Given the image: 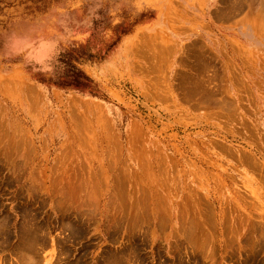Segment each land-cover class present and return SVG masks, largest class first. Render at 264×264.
<instances>
[{
  "label": "rangeland",
  "instance_id": "rangeland-1",
  "mask_svg": "<svg viewBox=\"0 0 264 264\" xmlns=\"http://www.w3.org/2000/svg\"><path fill=\"white\" fill-rule=\"evenodd\" d=\"M13 31L66 46L0 59V264H264V0H0Z\"/></svg>",
  "mask_w": 264,
  "mask_h": 264
},
{
  "label": "clouds",
  "instance_id": "clouds-1",
  "mask_svg": "<svg viewBox=\"0 0 264 264\" xmlns=\"http://www.w3.org/2000/svg\"><path fill=\"white\" fill-rule=\"evenodd\" d=\"M61 33H63V25H59ZM38 39L34 31L10 32L2 38V48H0V59L20 60L25 67L32 68L34 72L46 75L48 78H56L62 71L59 61V53L64 49L65 42L58 39L56 33H52L47 40L50 41L49 47L53 50V56L46 65H37L28 55L33 42Z\"/></svg>",
  "mask_w": 264,
  "mask_h": 264
},
{
  "label": "trees",
  "instance_id": "trees-1",
  "mask_svg": "<svg viewBox=\"0 0 264 264\" xmlns=\"http://www.w3.org/2000/svg\"><path fill=\"white\" fill-rule=\"evenodd\" d=\"M70 67H71V72L68 78H66V83H62V84L73 85L76 88L90 87V82H91L90 78L76 66L70 65Z\"/></svg>",
  "mask_w": 264,
  "mask_h": 264
},
{
  "label": "bare ground",
  "instance_id": "bare-ground-1",
  "mask_svg": "<svg viewBox=\"0 0 264 264\" xmlns=\"http://www.w3.org/2000/svg\"><path fill=\"white\" fill-rule=\"evenodd\" d=\"M82 128V127H81Z\"/></svg>",
  "mask_w": 264,
  "mask_h": 264
}]
</instances>
